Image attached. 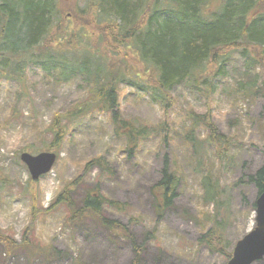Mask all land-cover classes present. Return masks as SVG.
<instances>
[{"label":"rangeland","instance_id":"374dc122","mask_svg":"<svg viewBox=\"0 0 264 264\" xmlns=\"http://www.w3.org/2000/svg\"><path fill=\"white\" fill-rule=\"evenodd\" d=\"M89 2L62 0L61 7L73 15L85 10ZM93 16L95 20L94 12ZM63 18L66 25L58 46L73 33H80L85 23L70 13ZM92 20L89 32L96 31ZM108 53L111 58L132 55L124 49ZM223 58V73L216 74L218 66L212 72L203 69L202 77H215L211 89L185 81L170 91L169 105L152 100L136 86H119L122 117L152 129L140 140L133 156L126 151L125 139L114 133L107 112L89 107L71 115L88 97L80 77L61 82L29 64L21 83L0 78V232L18 244L27 232L36 251L20 249L7 259L0 246V264H132L135 253L131 243L111 235L94 220L72 223L63 204L52 206L64 185L78 177L83 178L73 193L76 202L97 189L104 197L123 204L121 210L104 205L103 212L127 225L136 243L143 244L141 264H226L236 242L255 223L257 189L248 176L264 164V67L247 71L239 51L231 50ZM246 82H255L254 87L249 90ZM190 112L209 114L218 131L230 139V155L222 157L205 147L193 154L190 136L203 141L209 131ZM57 115L65 138L57 151H50L58 152L51 170L32 180L20 155L49 152L42 148L52 139L48 129ZM164 134L169 135L166 145ZM98 155L108 160L112 173L84 170L85 163ZM165 155L177 171L179 184L173 208L155 227L149 192L161 176ZM199 158H207L208 167L225 191V202L218 211L213 203L202 201L200 180L206 168H196L194 161ZM213 215L226 221L227 255L212 253L198 241ZM50 247L59 256L44 260L42 249ZM253 264H264V258Z\"/></svg>","mask_w":264,"mask_h":264},{"label":"trees","instance_id":"16d2710c","mask_svg":"<svg viewBox=\"0 0 264 264\" xmlns=\"http://www.w3.org/2000/svg\"><path fill=\"white\" fill-rule=\"evenodd\" d=\"M89 1L85 10L72 15L61 7L62 0H0V78L21 83L29 64L39 66L61 82L80 77L88 97L74 107L71 115L77 116L89 107L107 112L114 133L125 139L129 156H133L140 140L148 137L152 129L122 117L119 108L122 83L136 86L152 100L169 105L170 91L185 81L193 80L211 89L215 77H202L203 69L212 72L218 66L216 74L223 73V55L231 50L243 55L247 71L254 66L264 67V0ZM67 13L85 23L80 33H73L65 44L58 46V37L66 25L63 16ZM90 19L95 22L96 31H88L92 28ZM121 49L132 55L110 57L109 50L117 54ZM254 83L244 84H249L251 90ZM190 114L199 118L209 131L203 141L190 136L193 154L205 147L222 157L230 155V139L218 131L209 114ZM48 130L52 139L42 149L57 151L66 134L60 116L54 117ZM168 136H163L164 145L168 144ZM55 153L57 156L58 152ZM172 164L165 155L161 176L150 188L155 227L165 212L173 208L177 196L179 178ZM194 165L201 170L206 168L200 180L203 203H213L218 211L225 202L224 189L208 167L207 158L195 160ZM84 168L112 173L108 160L101 155L89 159ZM82 178L64 185L52 206L63 204L72 223L94 220L111 235L131 243L135 253L132 264H141L143 244L136 243L127 225L106 217L103 212L104 205L121 210L123 204L104 197L97 189L76 202L73 193ZM248 180L255 185L258 196L264 190V164ZM207 221L210 226L200 234L199 243L212 253L227 255L226 221L218 220L217 215ZM0 246L7 259L17 250H34L27 232L19 244L0 232ZM40 255L49 261L58 257L59 252L50 247L42 249Z\"/></svg>","mask_w":264,"mask_h":264},{"label":"water","instance_id":"95a60500","mask_svg":"<svg viewBox=\"0 0 264 264\" xmlns=\"http://www.w3.org/2000/svg\"><path fill=\"white\" fill-rule=\"evenodd\" d=\"M20 159L26 165L31 179L37 180L51 170L56 160V154L41 152L31 155L23 152ZM254 212V227L236 242L226 264H253L264 258V190L255 200Z\"/></svg>","mask_w":264,"mask_h":264}]
</instances>
